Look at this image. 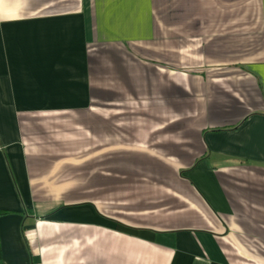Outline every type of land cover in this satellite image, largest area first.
Segmentation results:
<instances>
[{
  "label": "crops",
  "instance_id": "1",
  "mask_svg": "<svg viewBox=\"0 0 264 264\" xmlns=\"http://www.w3.org/2000/svg\"><path fill=\"white\" fill-rule=\"evenodd\" d=\"M3 264H264V0H0Z\"/></svg>",
  "mask_w": 264,
  "mask_h": 264
},
{
  "label": "trees",
  "instance_id": "2",
  "mask_svg": "<svg viewBox=\"0 0 264 264\" xmlns=\"http://www.w3.org/2000/svg\"><path fill=\"white\" fill-rule=\"evenodd\" d=\"M8 213H10V211L0 208V217ZM0 264H3L2 254H1V242H0Z\"/></svg>",
  "mask_w": 264,
  "mask_h": 264
}]
</instances>
